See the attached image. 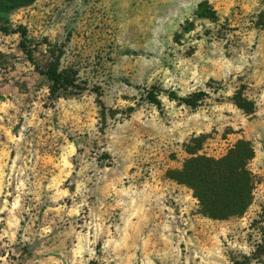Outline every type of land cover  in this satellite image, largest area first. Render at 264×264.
<instances>
[{
    "label": "rangeland",
    "instance_id": "374dc122",
    "mask_svg": "<svg viewBox=\"0 0 264 264\" xmlns=\"http://www.w3.org/2000/svg\"><path fill=\"white\" fill-rule=\"evenodd\" d=\"M19 26L76 87L52 94L3 31ZM195 139L217 159L252 143L243 216L204 217L169 178ZM0 264H264V0H35L0 19Z\"/></svg>",
    "mask_w": 264,
    "mask_h": 264
},
{
    "label": "trees",
    "instance_id": "16d2710c",
    "mask_svg": "<svg viewBox=\"0 0 264 264\" xmlns=\"http://www.w3.org/2000/svg\"><path fill=\"white\" fill-rule=\"evenodd\" d=\"M35 0H0V19L13 11L31 5ZM197 17L214 19L216 12L207 1L199 4ZM5 33L19 34L22 38L21 51L51 84V92L58 95L62 91L76 87V76L68 71L60 70V56L52 52L51 59L44 69H41L34 57V49L28 41V31L23 26L13 30L3 28ZM162 90L153 88L148 93V100L157 107L162 106L159 98ZM166 95L176 101L184 103L193 109L202 101V93H194L188 97H179L174 92H165ZM235 104L240 109L252 113L248 109L249 102L241 95L235 96ZM193 145L186 146V152L190 158L185 161L183 167L171 170L169 178L180 185L188 187L199 202L200 213L211 220L227 221L243 216L254 200L256 188V176L249 165L255 158V150L250 141H238L222 158H213L201 155L202 141L195 139Z\"/></svg>",
    "mask_w": 264,
    "mask_h": 264
}]
</instances>
